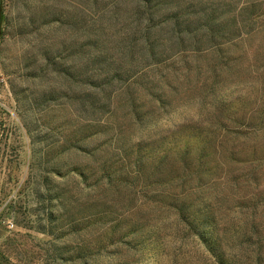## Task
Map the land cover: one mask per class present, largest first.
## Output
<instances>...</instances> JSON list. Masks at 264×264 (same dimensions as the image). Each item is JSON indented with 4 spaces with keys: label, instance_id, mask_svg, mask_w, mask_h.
Listing matches in <instances>:
<instances>
[{
    "label": "rangeland",
    "instance_id": "rangeland-1",
    "mask_svg": "<svg viewBox=\"0 0 264 264\" xmlns=\"http://www.w3.org/2000/svg\"><path fill=\"white\" fill-rule=\"evenodd\" d=\"M0 264H264V0H0Z\"/></svg>",
    "mask_w": 264,
    "mask_h": 264
}]
</instances>
